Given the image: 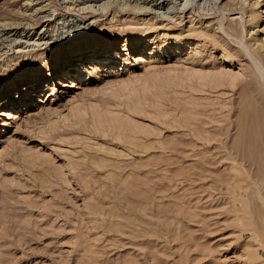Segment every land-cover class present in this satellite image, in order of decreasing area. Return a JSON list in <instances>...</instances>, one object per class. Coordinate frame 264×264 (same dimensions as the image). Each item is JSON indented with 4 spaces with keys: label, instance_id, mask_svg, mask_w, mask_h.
<instances>
[{
    "label": "rangeland",
    "instance_id": "obj_1",
    "mask_svg": "<svg viewBox=\"0 0 264 264\" xmlns=\"http://www.w3.org/2000/svg\"><path fill=\"white\" fill-rule=\"evenodd\" d=\"M153 1L0 0V264H264V0Z\"/></svg>",
    "mask_w": 264,
    "mask_h": 264
},
{
    "label": "bare ground",
    "instance_id": "obj_2",
    "mask_svg": "<svg viewBox=\"0 0 264 264\" xmlns=\"http://www.w3.org/2000/svg\"><path fill=\"white\" fill-rule=\"evenodd\" d=\"M74 1V0H73ZM77 1V0H76ZM151 1V0H150ZM33 1H29L28 3H27V8H34V4L35 3H32ZM35 2V1H34ZM153 2H155V4H156V0H154ZM109 4V3H108ZM107 6V5H106ZM132 7V6H131ZM133 9H135L134 8V6L132 7ZM137 8V7H136ZM39 9H35L34 11H38ZM143 10V9H142ZM263 13H264V11H262ZM22 15L23 16H26L25 15V13H22ZM21 15V16H22ZM43 18H45V17H43ZM42 19V18H41ZM49 20V19H48ZM39 23V22H38ZM23 23L22 22H11V23H3V24H0V26H1V28H0V33H1V37L0 38H2V36H4L5 34H7V33H10L11 31H6V30H8L9 28H11V29H17L16 30V32L18 31V29L19 28H25L26 26L25 25H22ZM27 24V23H26ZM28 25V24H27ZM8 26V28H6ZM25 26V27H24ZM29 26V25H28ZM30 27V26H29ZM33 28V27H32ZM19 34V33H18ZM8 38V37H7ZM6 38V39H7ZM45 38V36H43V37H41V39H44ZM12 40H14V39H12ZM12 40H10V41H12ZM96 68H98V67H96ZM81 72V71H80ZM4 103V102H3ZM3 106H4V104H3ZM264 107V106H263ZM259 136V135H258ZM259 142H260V140H259ZM263 147V146H262ZM263 151V150H262ZM263 155V154H262ZM259 162V161H258ZM260 165V164H259Z\"/></svg>",
    "mask_w": 264,
    "mask_h": 264
}]
</instances>
